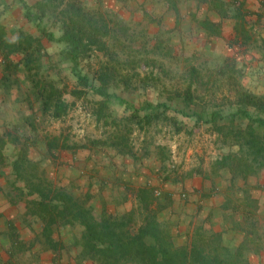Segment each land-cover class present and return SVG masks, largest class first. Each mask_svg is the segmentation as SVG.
I'll use <instances>...</instances> for the list:
<instances>
[{
    "label": "rangeland",
    "instance_id": "obj_1",
    "mask_svg": "<svg viewBox=\"0 0 264 264\" xmlns=\"http://www.w3.org/2000/svg\"><path fill=\"white\" fill-rule=\"evenodd\" d=\"M38 1L26 0L31 6ZM71 1H77L94 16L101 13L112 26L119 25L115 37L105 38L109 51L95 50L81 62L83 73L94 78L102 64L114 66L120 78L116 84L120 97L137 106L146 98L155 103L165 102L170 106L168 115L178 119L177 125L160 121L142 130L131 124L132 154L107 148L99 154L98 165L91 169L89 154L95 157L98 149L83 147L75 150L82 155L78 165H67L70 151L56 150L52 154L47 150L46 137L59 136L69 143L89 146L93 139L105 138L110 126L97 124L92 112L94 100L100 97L89 95L88 99L74 102L75 98L68 95L67 99L74 104L63 118L43 116L41 102L22 74L10 84L13 86L8 91L4 89L3 80L9 79L1 78L0 57V134L18 131L22 138L35 137L30 157L34 163L47 167L51 183L70 193L76 203L92 208L97 217L102 213L112 214L123 228L127 226L128 233H136L144 219L154 215L165 232L164 237L174 248L191 249L198 243L208 252L219 250L223 258L233 260L231 256L238 255L243 264H264V185H256V177L244 182L241 177L232 178L225 170L215 169V160L230 148L223 145L211 125L197 122L198 113L207 119L215 110L225 114L234 111L239 89L264 97V21L251 16L246 21L251 39L240 45L233 23L221 20L220 13L207 6L212 0ZM244 1H249V5L262 4L259 11L264 13V0H227L228 12ZM0 15L10 39H17L21 30L39 36L18 0H0ZM202 21H209L211 25L205 27ZM45 24L60 33L59 24L53 18H45ZM43 44L49 54L44 59V73L67 89L80 87L70 62L61 58L65 46L46 39ZM188 87L195 96L190 104L176 94L184 93ZM110 109L118 117L130 113L116 99H112ZM178 126H182V131H177ZM157 145L165 147L170 160L168 172L163 171L161 181L150 184L140 175H136L138 181L122 178L124 164L136 162L138 168L146 149L152 151ZM12 150V147L7 149V154ZM111 159L114 165H110ZM99 172L103 180L113 182L105 194L107 200L94 195L87 201L86 194L92 186L93 190L100 189L99 181L92 179ZM12 173L8 159L0 163V264H63L61 259L64 264H93L84 261L88 249L82 236L83 227L79 224L63 225L61 229L53 226L48 237L45 231L48 220L31 210L36 196L21 194L13 184ZM195 174L203 181L211 180L202 195L193 187L186 188L189 177ZM218 178L219 184L215 183ZM181 181L185 187H178ZM222 183H225L224 189ZM100 185L104 192L106 184ZM141 189L148 192L150 189L151 196L147 195L150 206L138 198ZM209 201L213 202L212 206ZM190 203L198 206L199 211L207 212L210 207L213 211L195 223L193 214L184 212ZM206 243H209L207 247Z\"/></svg>",
    "mask_w": 264,
    "mask_h": 264
},
{
    "label": "trees",
    "instance_id": "obj_2",
    "mask_svg": "<svg viewBox=\"0 0 264 264\" xmlns=\"http://www.w3.org/2000/svg\"><path fill=\"white\" fill-rule=\"evenodd\" d=\"M18 1L25 9V17L35 24L39 36L21 30L17 39H10L0 15V57L3 62L1 78L9 79L8 82L3 80L4 89L8 91L13 86L10 84L19 80L22 74L24 81H28L41 102V114L43 116L49 114L56 119L63 118L74 104L67 99L68 95L75 98L74 102L88 99L89 95H97L100 98L94 100L92 109L95 122L104 125L105 128L110 126V130L105 131L106 137L93 139L91 146L69 143L67 140H61L59 136L46 137L47 150L52 154L56 150L75 152L83 147L98 149L95 157L93 153L89 154L90 168L93 169L97 165V158H101L99 154L107 148L116 153L132 154L130 137L134 129L131 124L142 130L149 129L160 121L177 125L178 119L168 115L170 106L165 102L155 103L146 98L137 106L134 102L120 97L116 91V84L120 78L116 76L114 66L102 64L94 78L83 73L81 62L95 50L109 51L105 38L115 37L116 27L119 25L112 26L111 21L101 13L94 16L77 1L39 0L35 6L29 5L26 0ZM212 2L222 18L230 16L236 20L234 29L241 43L250 41L251 36L246 21L251 18L252 13L244 9L243 5L237 6L229 13V2L223 0H212ZM45 18H53V21L59 24V34L47 27ZM202 24L205 27L211 25L209 21H202ZM43 39L65 46L61 58L70 62L71 72L80 87L67 89L65 85H59L58 80L44 73V59L49 54ZM262 42L264 43V39ZM13 77L17 78L13 79ZM176 94L183 97L188 104L195 99L191 87H188L184 93ZM112 99L118 100L130 113L124 117L115 116L110 109ZM235 103L236 109L227 114L222 110H215L205 119L198 113L197 122L204 121L211 125V130L219 135L223 145L230 148L228 153L215 160L213 167L217 170H225L232 178L241 177L245 182L264 172V132H260V129H264V97L239 89ZM243 121H247V124H243ZM176 129L180 132L183 128L178 126ZM36 140L35 137L30 136L22 138L18 131L17 134L11 131L0 134V163L9 160L14 177L13 184L18 187L21 194L36 196L32 199L31 210L35 215L48 220L45 226L48 237L53 226L61 229L63 225L79 224L83 227L82 236L88 249L84 261H91L93 264H243L238 255L236 257L232 255L233 260L223 258L219 250L208 252L198 243L191 249L174 248L164 237L165 232L160 229V222L154 215L146 217L137 232L133 234L128 233L127 226L123 228L112 214L105 216V213H102L97 217L92 208L76 203L70 193L55 187L47 177L46 166L33 162L30 156ZM10 147L13 150L8 155L7 149ZM145 154L142 162L150 160L148 162L155 165L158 159L163 165L161 169L168 172L170 160L165 147L157 145L152 151L148 148ZM100 184L101 182L97 186L102 192ZM98 193L100 194L96 189L93 190L92 186L86 194L87 201ZM147 195L151 196L150 189L149 192L141 189L138 198L142 203L144 201L145 206H150ZM125 219L126 217H123V220ZM208 244L206 243V247Z\"/></svg>",
    "mask_w": 264,
    "mask_h": 264
},
{
    "label": "crops",
    "instance_id": "obj_3",
    "mask_svg": "<svg viewBox=\"0 0 264 264\" xmlns=\"http://www.w3.org/2000/svg\"><path fill=\"white\" fill-rule=\"evenodd\" d=\"M223 1H226L227 2V0H223ZM214 5L215 4L212 1L210 3H207V6H212L213 12L214 11H217ZM239 5H243L244 6V9H247L248 11H250L252 8L255 9V10H257L255 12L251 10L254 13V14L252 13L253 14L252 16H254V18H257L258 17V18L262 19V21H264V13H263V11L262 12L259 11V7H261L262 4H258L257 3L256 5H249V1L248 2L247 1L245 2L244 1V2L240 3ZM229 13H231V12H229ZM220 17L222 18V16H220ZM221 20H228V21H231V23H233V25L236 24V20H234L230 16L229 17H225V18L223 17ZM196 21H198V20H196ZM199 23L201 24V22H199ZM240 45H241V42H240ZM68 155L70 157L67 160V165H78L80 158H82V155H80L79 152L75 153L73 151H70L68 153ZM112 161H114V159H111V161H110L111 164L110 165H114L112 163ZM145 161L146 162H142L141 161V163L139 164L138 168L135 167L136 166V162L132 163V165H127V166L124 164V166H123L124 169H121L123 175L122 174H120V175L122 176L123 179L128 177V179H132V181H133V179H134V181H138V179L136 178V175H140V177L141 178H144L147 183H151L152 181H154L155 183L157 181H161V178L160 177H163V170L161 169L162 166H163L162 163L159 162L158 159H157L158 163L155 164V165L153 163L148 162L150 160H145ZM113 168H115V167L113 166ZM263 173L264 172H262L258 177H256V181H257V184L256 185H259V184L260 185H264V182H262V179H264V174ZM99 175H101V178L99 177ZM195 175L196 176H194V177H189V179H188V182L189 183L186 185V188L190 190V188L193 187V188H195V189L198 190V192H197L198 195H202V194L206 193L207 183L208 182H211V180H205V181H203L202 177H200L199 174H195ZM131 176H132V178H130ZM92 179L98 180L99 182H102V183L104 182V184H106L104 192H103V190H102V192H101V190H98L100 192V194L98 193V195H97V197H100L101 200L106 201L107 200V197H105V194H106V192L108 193L107 190H110L111 189V186L113 185L112 180L111 181L103 180L102 179V173L101 172H99V174L96 175V176H94V178H92ZM220 180L221 179L218 178V180H215V183L219 184V181ZM184 181H185V179H184ZM184 181H181L178 184V187H185V185H184L185 183H183ZM224 184L225 183H222V188L223 189H224ZM166 186H169V185H166ZM170 187H171V185H170ZM102 193H103V195H102ZM209 194H211L212 196L215 195L214 193H210V192H209ZM221 195H224V193H222ZM218 197H220V195ZM212 200L213 199L211 198V201ZM209 203H210V205L213 204V202H210V201L208 202V204ZM197 207L193 203H190L189 205H187V207L184 208L185 209L184 212L193 214V217L196 220L195 223H197L198 219H202V217H204V218L207 217L209 215V213L213 211L211 207H210V209H206V210H208L207 212L205 210L199 211ZM214 213H215V211H214ZM61 261L64 264V260L61 259Z\"/></svg>",
    "mask_w": 264,
    "mask_h": 264
}]
</instances>
